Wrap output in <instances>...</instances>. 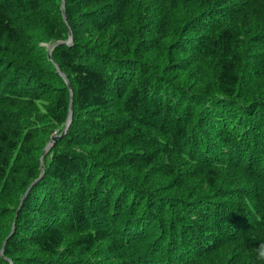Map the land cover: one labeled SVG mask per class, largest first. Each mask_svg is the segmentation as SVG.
<instances>
[{
    "label": "trees",
    "instance_id": "1",
    "mask_svg": "<svg viewBox=\"0 0 264 264\" xmlns=\"http://www.w3.org/2000/svg\"><path fill=\"white\" fill-rule=\"evenodd\" d=\"M252 2L64 0V21L61 0H0V264H258L264 0ZM59 71L72 115L40 176L68 115Z\"/></svg>",
    "mask_w": 264,
    "mask_h": 264
},
{
    "label": "water",
    "instance_id": "2",
    "mask_svg": "<svg viewBox=\"0 0 264 264\" xmlns=\"http://www.w3.org/2000/svg\"><path fill=\"white\" fill-rule=\"evenodd\" d=\"M60 4H61L60 8H61V12H62L63 20L65 21L64 0H61V3H60ZM69 41H71V33H70V30L68 29V39H67L66 41H57V42H55L53 45L49 46L48 49L50 50L53 46H55V45H57V44H60V43H68ZM57 69H58V67H57ZM59 73H60L61 77L63 78V80L65 81V83H66V85H67V87H68L69 93H70V95H69L68 115H67V119H66L65 125H64V127H63L61 133H60L59 135H54L53 137L50 138L49 142L47 143L45 149L43 150V152H42V154H41V157H40V163H41V172H40V176H42L43 171H44V170H43V159H44L45 153L47 152L48 148H49L54 142H56L57 140H59V139H60V138L66 133L67 128H68V125H69L70 120H71V115H72V96H73V94H72V90H71V87H70V85H69V82H68V80H67L65 74H64L63 72H60V71H59ZM33 183H34V182H33ZM33 183L27 188L25 194L23 195V198L21 199V203H22V201H23V199H24L26 193L28 192V190L30 189V187L33 185ZM21 203H20V205H21ZM19 207H20V206H19ZM18 210H19V208L17 209V212H18ZM14 223H15V220H14L13 225H12L11 233H12V230H13V228H14ZM11 233H10V235H11ZM10 235H9V236H10ZM7 239H8V238H7ZM7 239L3 242V245H2V248H1V252H2V250H3V247H4V245H5L6 241H7Z\"/></svg>",
    "mask_w": 264,
    "mask_h": 264
},
{
    "label": "rangeland",
    "instance_id": "3",
    "mask_svg": "<svg viewBox=\"0 0 264 264\" xmlns=\"http://www.w3.org/2000/svg\"><path fill=\"white\" fill-rule=\"evenodd\" d=\"M244 1V3H248L249 4V9H250V11H249V13H251L252 12V9H253V2H252V0H242V2ZM256 10V8L254 7V11ZM71 41H69L68 43H70ZM40 46H49V44H47L45 41H40L39 43H38ZM49 50V49H48ZM255 84V85H254ZM254 84H253V87H254V91H253V93L254 92H256V91H258L259 90V87H261V85L263 84V83H258V79L254 82ZM258 89V90H257ZM257 96H260V97H258L257 99L258 100H262V99H264V94H262L261 92H260V94H257ZM258 100H257V102H258ZM256 103V102H255ZM32 111H37L34 107L31 109ZM24 115H20V117H23ZM39 136H41V135H39ZM38 136V137H39ZM53 137V136H52ZM32 148V152L30 153L31 155H37V154H39V152H38V150H37V148H36V145H33V147H31ZM258 151H260L259 149H258ZM32 157H24L23 159H22V162H28V161H30V159H31ZM35 158V157H34ZM224 158H226V157H224ZM228 158V157H227ZM179 160L182 162V163H186L187 161H185L184 159H182V158H179ZM188 163V162H187ZM187 168H188V164H184V165H182V166H180V170H181V173L182 172H184L185 170H187ZM156 180H159L160 181V179L159 178H155ZM163 181H160V183H162ZM70 236L69 235H65V242H68L69 240H70ZM105 246H106V242L105 243H102L101 244V249L102 248H105ZM103 250V249H102ZM90 257H91V259H95V262H103V260H105L106 259V262H108V258H110V257H107V255H106V253L104 252V253H99L98 251H96L94 254H90ZM94 257H97V258H94ZM100 259H101V261H100ZM85 260H87V259H85ZM88 261V260H87Z\"/></svg>",
    "mask_w": 264,
    "mask_h": 264
},
{
    "label": "clouds",
    "instance_id": "4",
    "mask_svg": "<svg viewBox=\"0 0 264 264\" xmlns=\"http://www.w3.org/2000/svg\"><path fill=\"white\" fill-rule=\"evenodd\" d=\"M257 242L252 252L258 264H264V240H258Z\"/></svg>",
    "mask_w": 264,
    "mask_h": 264
}]
</instances>
